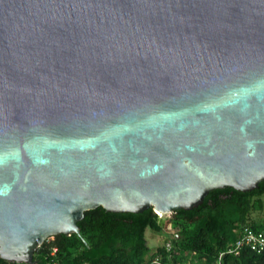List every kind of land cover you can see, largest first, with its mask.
I'll return each mask as SVG.
<instances>
[{"label":"water","instance_id":"1","mask_svg":"<svg viewBox=\"0 0 264 264\" xmlns=\"http://www.w3.org/2000/svg\"><path fill=\"white\" fill-rule=\"evenodd\" d=\"M263 179L264 0H0L1 258Z\"/></svg>","mask_w":264,"mask_h":264},{"label":"trees","instance_id":"2","mask_svg":"<svg viewBox=\"0 0 264 264\" xmlns=\"http://www.w3.org/2000/svg\"><path fill=\"white\" fill-rule=\"evenodd\" d=\"M261 195L264 179L251 191L212 189L199 205L175 209L164 220L151 207L133 213L99 206L84 212L77 222L79 234L59 233L45 240L34 252L32 264H149L155 256L165 264H214L222 252L220 264H264V250L226 252L241 227L264 233V219L253 218V212L264 209ZM166 228L173 234L161 244L148 242L149 232L163 233ZM0 264L28 263L0 257Z\"/></svg>","mask_w":264,"mask_h":264},{"label":"built area","instance_id":"3","mask_svg":"<svg viewBox=\"0 0 264 264\" xmlns=\"http://www.w3.org/2000/svg\"><path fill=\"white\" fill-rule=\"evenodd\" d=\"M168 248L170 243H167ZM243 248H248L257 253L264 250V233L261 231H256L249 226H243L240 229L239 236L237 239L227 247L226 252L237 255ZM225 252V253H226ZM224 252L220 253L219 259L214 264L221 263V257ZM149 264H165L161 262L158 257H153Z\"/></svg>","mask_w":264,"mask_h":264},{"label":"rangeland","instance_id":"4","mask_svg":"<svg viewBox=\"0 0 264 264\" xmlns=\"http://www.w3.org/2000/svg\"><path fill=\"white\" fill-rule=\"evenodd\" d=\"M262 199L264 200V195H261ZM160 218L168 219L170 217V213L167 214H160ZM253 218L257 220L264 219V209L260 212H253ZM169 226V225H168ZM173 231L169 228H166V230L163 233H155V232H149L148 233V242L150 244L159 245L163 242V239L165 236H171ZM53 236L48 237L46 240H52Z\"/></svg>","mask_w":264,"mask_h":264},{"label":"bare ground","instance_id":"5","mask_svg":"<svg viewBox=\"0 0 264 264\" xmlns=\"http://www.w3.org/2000/svg\"><path fill=\"white\" fill-rule=\"evenodd\" d=\"M159 214H162V213H159Z\"/></svg>","mask_w":264,"mask_h":264}]
</instances>
